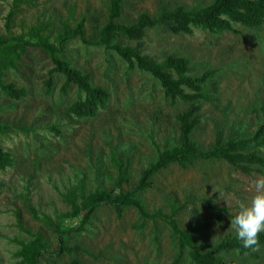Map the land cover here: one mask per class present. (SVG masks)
<instances>
[{"label": "rangeland", "instance_id": "rangeland-1", "mask_svg": "<svg viewBox=\"0 0 264 264\" xmlns=\"http://www.w3.org/2000/svg\"><path fill=\"white\" fill-rule=\"evenodd\" d=\"M215 1L126 0L117 22L134 24L145 12L158 17L163 8L183 6L197 10ZM12 5L13 0H0V35L6 34V18ZM109 5L110 0H32V5L24 6L18 15L14 32L21 33L48 20L58 25L75 7L77 18L87 15L90 36L92 17L104 25ZM236 28L238 34L195 30L192 36L155 29L145 39L144 53L159 61L166 54H177L192 61L196 75L209 69L218 71L216 101L204 104L202 124L193 134L206 151L214 146L220 129L224 130L225 141L236 133L250 138L264 123V25L260 29ZM65 59L92 75L93 85L106 89L111 102L96 118L71 117L68 108L78 99L77 89L62 95L64 79L56 76L53 93L47 94L45 81L53 63L38 50L31 52L19 74L8 75L7 80L27 89L28 95L19 103L1 98L2 119L27 126L31 132L28 136L17 133L2 139V145L14 154L15 164L6 171L0 170V264H20L16 258L20 244L31 240L19 222L25 229L43 233L51 251L57 248L54 230L34 219L29 204L41 217H61L68 228L76 224L64 217L70 208L62 195L70 188L85 180L88 193L112 189L118 177V157H122L131 161L130 185L125 186L128 190L157 161V146L164 149L178 144L177 117L188 107L181 101L172 105L154 78L137 69L130 70L114 52L88 48L79 41L68 46ZM260 154L264 157V147ZM251 168L247 174L225 161L197 162L187 169L174 164L158 173L152 179V188L139 199L150 214L162 210L169 215L173 205L180 207L194 198L196 202L180 212L178 222L183 230L198 238L201 250L206 252L226 235L236 236L230 228L231 218L238 214L239 204L250 203L255 195L252 181L264 176V168ZM209 199H214L216 210L204 202ZM142 223L135 209H126L118 216L112 207L103 206L87 233L67 239L70 247L79 245L91 255H45L42 264H65L75 257L83 264H172L180 248L169 225L148 220L145 227H140ZM259 251V260H242L236 253L226 257L233 264H264V247ZM184 260V264H190L186 254Z\"/></svg>", "mask_w": 264, "mask_h": 264}, {"label": "trees", "instance_id": "trees-1", "mask_svg": "<svg viewBox=\"0 0 264 264\" xmlns=\"http://www.w3.org/2000/svg\"><path fill=\"white\" fill-rule=\"evenodd\" d=\"M125 3L126 0H110L107 22L101 25L98 18L93 16L89 23L92 34L88 36V17L84 14L77 18L75 7L70 9L66 18L58 21V25L48 20L23 29L21 33H15L18 15L24 6L32 5V0H13L12 10L6 18V34L0 35V99L5 98L19 103L27 97V89L18 87L7 78L10 73L19 74L31 52L38 50L47 55L53 63V68L45 81L47 94L53 93L55 77L62 76L64 81L60 88L61 94L66 96L74 88L78 92V99L70 105L68 114L79 120L96 118L101 111L109 107L111 95L106 89L93 85L92 75L65 59L68 46L79 41L88 48H102L116 53L128 64L130 70L137 69L154 78L172 105L181 101L188 107L177 117L180 132L178 144L173 148L164 149L157 146V161L142 172L139 182L134 187L125 189V186L130 185L131 161H124L122 157H118V177L112 189H98L88 193L85 180H82L62 195L64 203L70 208V212L64 217L67 220H74L76 224L67 228L61 217L58 220L50 216L41 217L29 204L34 219L54 230L57 248L51 251L43 233L25 229L22 222H19L20 229L29 235L31 240L20 244L16 258L20 260V264H42V257L45 255L52 258H61L63 255L77 256L81 253L91 255L79 245L70 247L67 239L73 235L87 233L93 226L99 208L109 206L118 216H122L126 209L137 210L143 220L140 227H145L148 220H161L168 224L180 248L179 255L172 264H184L185 254L190 259V264H233V261L226 257L230 253L238 254L242 260L261 259L259 249L264 247V232L259 235L258 250L244 248L236 236L226 235L213 248L203 252L198 238L183 230L178 222V215L196 202L194 198L180 207L173 205L168 215L162 210L150 214L139 196L152 188V179L158 173L174 164L187 169L197 162L225 161L247 174L252 172L251 166L264 168V157L260 154V149L264 147V123L250 138L236 133L225 141L224 130L220 129L214 146L207 151L193 139L194 131L203 121L201 112L204 104L216 101L218 71L209 69L202 75H196V68L187 57L166 54L159 61L144 53L148 32L155 29L168 34L189 36H192L195 30H204L212 34L225 32L238 34L237 26L260 29L264 25V0H216L213 4L197 10H187L183 6L173 10L163 8L158 17L145 12L138 17L136 23L121 24L117 20L123 14ZM128 43H135V46ZM261 110L264 112V107ZM3 114L4 110L0 106V170L6 171L14 166L15 157L2 145V139L5 140L17 133L28 136L31 129L20 123L10 124L3 121ZM53 130L60 134L55 128ZM27 201L30 203L29 199ZM204 202L209 208L216 210L214 199ZM222 211L229 212L228 209ZM65 264L83 262L75 257Z\"/></svg>", "mask_w": 264, "mask_h": 264}, {"label": "clouds", "instance_id": "clouds-1", "mask_svg": "<svg viewBox=\"0 0 264 264\" xmlns=\"http://www.w3.org/2000/svg\"><path fill=\"white\" fill-rule=\"evenodd\" d=\"M255 195L250 203L239 204V212L231 218L230 228L235 230L237 239L244 248L258 250L259 235L264 232V176L252 181Z\"/></svg>", "mask_w": 264, "mask_h": 264}]
</instances>
